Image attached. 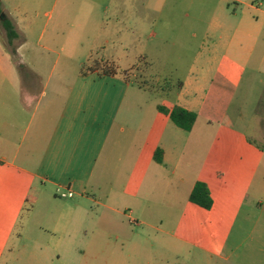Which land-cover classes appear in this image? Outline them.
I'll use <instances>...</instances> for the list:
<instances>
[{
  "label": "crops",
  "instance_id": "1",
  "mask_svg": "<svg viewBox=\"0 0 264 264\" xmlns=\"http://www.w3.org/2000/svg\"><path fill=\"white\" fill-rule=\"evenodd\" d=\"M18 9L33 17L14 20L15 51L0 31V264L66 262L75 223L86 234L89 219L97 233L84 242L93 250L150 251L164 264L186 252L229 261L238 245L227 236L241 212L263 210L251 187L264 135L257 141L235 126L250 121L241 104L231 110L243 83L264 74V0H19ZM164 43L174 49L163 52ZM157 47L165 59H187L166 104L138 79ZM94 61L111 71L88 70ZM176 106L197 114L191 130L171 119ZM200 120L218 129L197 166ZM198 181L210 208L190 199ZM150 218L175 221L163 229ZM151 230L164 232L163 241L151 242ZM30 232L45 242L27 244ZM255 250L264 254V244Z\"/></svg>",
  "mask_w": 264,
  "mask_h": 264
},
{
  "label": "rangeland",
  "instance_id": "2",
  "mask_svg": "<svg viewBox=\"0 0 264 264\" xmlns=\"http://www.w3.org/2000/svg\"><path fill=\"white\" fill-rule=\"evenodd\" d=\"M2 1V0H1ZM54 1H58V3H62L65 0H48L49 6L51 7ZM74 1V0H73ZM80 1V0H77ZM18 3L19 0H5L4 4L7 8L8 12L11 14V17L14 18L15 21L18 22L20 26L24 24V22L30 17H33V13L31 10L24 12L20 11L18 9ZM4 12V11H3ZM4 16L2 17L0 15V31L2 34V38L5 41V44L9 46V48H13V46H16L17 41L14 43L13 46H10L7 42V38L5 35L4 30L2 29V23L4 17H7L6 13H3ZM11 19V18H10ZM13 22L14 20L11 19ZM15 24V22H14ZM16 26V25H15ZM17 29V27H16ZM20 37V36H19ZM156 39H154L153 44H158L160 46V43H156ZM168 48H171V51L174 49L172 47V44L170 43H164L161 50L163 52H167ZM157 51L155 52V63H152V65H144L142 64L139 69V80H143L145 84H148L152 87L157 88V93L160 94V96H157L155 99L159 103H164L167 99L166 97L168 95H174L176 92L177 87V80L181 79L185 76V70L187 68V59L183 57V59H177L175 57L174 60L172 58L165 59V56L161 55L159 52L158 47L155 48ZM178 49V48H177ZM63 59V58H61ZM81 59H78V61ZM173 63H176L179 67L178 70H175V67L173 66ZM79 69L84 67L85 65L81 64L80 67L77 65ZM87 67V66H86ZM88 68L96 69L100 68L101 70H111L112 67H109L108 64L102 61H94L92 66H89ZM147 72H143L146 71ZM262 78L264 80V74H256L254 76V79L251 80V82H244L243 86L239 89L237 93L236 100L234 101L231 113L236 114V109L238 110V105L242 107V113L246 115V119L250 118V121L247 123H239L235 119V126L237 128H243L248 135H250L252 138H254L257 141H260L263 138L264 135V120L259 119V117L256 116L257 114V108L258 105L261 106L262 101L260 100L262 96L264 95V86L259 83V79ZM160 79V81H158ZM133 81H137V79H133ZM261 102V103H260ZM166 104V102H165ZM237 112V111H236ZM130 119V118H128ZM203 119V118H201ZM133 124H136V121L134 122L133 118L131 120ZM218 127L212 126L207 124L204 120H200L196 130L202 133V140H201V148L202 152L198 155L196 154V159L198 161L197 166L200 164L201 166L205 162L206 157V151L205 148L207 145L214 142L213 134L214 131L217 130ZM212 138V139H211ZM254 183L251 187V194L253 193V196L257 198V207L263 208L262 211L260 210H249V213L247 212H241V215L239 216L235 228L232 229L231 233L227 236V243L228 246L237 244V249L233 252L231 255V259L229 261H225L224 259L218 257V256H211L209 254L202 253L201 256H195L193 254H189L186 252L185 255H181L178 258L176 256H170L169 257V264H256V262L263 261L264 262V254H260L259 251L255 250V247L259 244H264V157L261 162V165L257 171V176L254 179ZM114 185V188L116 189L118 185L120 184L119 181H111ZM260 201V203H259ZM90 210L95 211L98 208V205L96 203H89ZM244 207H249L248 204H246ZM246 209V208H245ZM244 209V210H245ZM127 214H129L128 210L125 211ZM135 218L136 215H134ZM162 219V218H161ZM118 220L124 221V225L131 227L134 230H142L145 226L141 225L139 226L137 223H131L129 222V217L122 218L121 216L118 217ZM140 220V218L138 219ZM163 223H161L160 219L158 218H150L149 221L159 224L160 228L167 229L171 228L170 226L173 225L175 220H169L167 222V219H162ZM93 223L90 221L87 223H84V229L87 230V233L85 234L84 231L80 229V227L75 223L74 225V247L69 249L67 251L68 253V259L64 263H58V264H164L160 261H156V258L152 259V255L150 251H144V255L139 256L138 253L134 256L133 251L131 250H125L123 252L113 249L112 246L107 247L105 250L101 249H92L89 243L84 242L88 241V238L94 237V235L97 233V226L92 227ZM238 226V228H237ZM241 226V228L239 227ZM119 231L116 229L111 230L110 236L111 241L114 243L116 241V236L120 237ZM150 233V240L151 242L159 243V241H163V238L165 236L164 232L161 231H149ZM85 235V236H84ZM35 240H38L39 242H45V238L40 235V233H28L27 237L25 238V242L27 244L34 243ZM121 241V239H117ZM149 240V241H150ZM166 240V239H165ZM141 241H146V239H141ZM92 243V242H91ZM225 252H230L229 249H225ZM156 254L157 251H154ZM146 254V255H145ZM196 254V253H195ZM28 256V252L26 253ZM253 255V256H252ZM26 256V257H27ZM165 263V264H168Z\"/></svg>",
  "mask_w": 264,
  "mask_h": 264
},
{
  "label": "trees",
  "instance_id": "3",
  "mask_svg": "<svg viewBox=\"0 0 264 264\" xmlns=\"http://www.w3.org/2000/svg\"><path fill=\"white\" fill-rule=\"evenodd\" d=\"M3 9H2V1L0 0V15L3 17ZM2 29L5 32L7 42L10 46H13L16 39L19 38V32L16 29L14 22L8 18L4 17L1 21ZM14 51L16 50V46L12 48ZM92 68H88L90 70ZM105 73L110 72L111 70H102ZM197 118V114L193 111H189L183 107L176 106L171 112V119L181 128L185 130H191L194 122ZM191 201L202 205L206 208H210L212 205V199L209 195L208 186L206 183L202 181H198L191 193L190 196Z\"/></svg>",
  "mask_w": 264,
  "mask_h": 264
},
{
  "label": "built area",
  "instance_id": "4",
  "mask_svg": "<svg viewBox=\"0 0 264 264\" xmlns=\"http://www.w3.org/2000/svg\"><path fill=\"white\" fill-rule=\"evenodd\" d=\"M60 195L62 197H69V196L73 195V192H62V191H60Z\"/></svg>",
  "mask_w": 264,
  "mask_h": 264
}]
</instances>
